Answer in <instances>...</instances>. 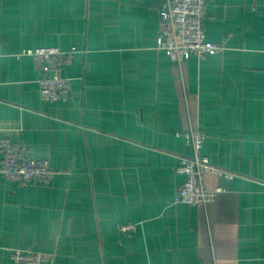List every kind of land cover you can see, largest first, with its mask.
Here are the masks:
<instances>
[{
    "label": "crops",
    "instance_id": "1",
    "mask_svg": "<svg viewBox=\"0 0 264 264\" xmlns=\"http://www.w3.org/2000/svg\"><path fill=\"white\" fill-rule=\"evenodd\" d=\"M165 0H0V134L46 158L49 183L0 176V264H264V0H208L220 49L160 48ZM59 47L66 100L40 94L33 57ZM235 173L206 205L175 202L193 154ZM0 153V164H1ZM135 229L123 231L122 226Z\"/></svg>",
    "mask_w": 264,
    "mask_h": 264
},
{
    "label": "built area",
    "instance_id": "2",
    "mask_svg": "<svg viewBox=\"0 0 264 264\" xmlns=\"http://www.w3.org/2000/svg\"><path fill=\"white\" fill-rule=\"evenodd\" d=\"M208 0H165L160 9L163 21L160 48L169 58L180 62L187 53L203 57L216 52L220 46L206 38L204 18ZM23 54L33 57L37 69L42 73L39 79L40 94L44 100H66L70 90V79L63 75L61 59L67 55L59 47H39L27 49ZM193 148L190 156H181L178 171L185 175L177 190L175 202L191 205H206L212 201L221 187L208 188L204 183L206 174H216L227 179L234 172L212 163L207 156L200 154L204 135L191 129L186 134ZM0 176L23 184L49 183L55 173L50 161L27 155L13 143L9 136L0 134ZM123 231L134 230V224L121 227ZM11 258L16 264H54V255L47 252L11 249Z\"/></svg>",
    "mask_w": 264,
    "mask_h": 264
}]
</instances>
